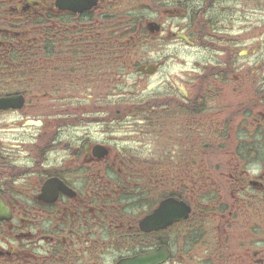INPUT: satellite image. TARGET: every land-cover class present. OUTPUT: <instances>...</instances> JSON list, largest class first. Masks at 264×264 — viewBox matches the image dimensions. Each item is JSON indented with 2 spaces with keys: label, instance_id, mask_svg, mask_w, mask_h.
<instances>
[{
  "label": "flooded vegetation",
  "instance_id": "af4514ba",
  "mask_svg": "<svg viewBox=\"0 0 264 264\" xmlns=\"http://www.w3.org/2000/svg\"><path fill=\"white\" fill-rule=\"evenodd\" d=\"M0 264H264V0H0Z\"/></svg>",
  "mask_w": 264,
  "mask_h": 264
}]
</instances>
